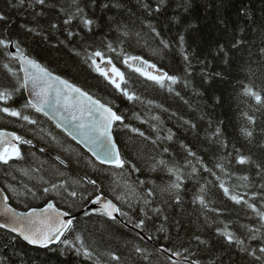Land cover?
Instances as JSON below:
<instances>
[{
  "label": "trees",
  "instance_id": "16d2710c",
  "mask_svg": "<svg viewBox=\"0 0 264 264\" xmlns=\"http://www.w3.org/2000/svg\"><path fill=\"white\" fill-rule=\"evenodd\" d=\"M15 2L0 0V12L9 17L7 24L0 22V38L18 40L25 55L122 115L124 120L113 124V136L126 163L124 168L98 163L43 113L23 107L28 101L24 88L11 99L0 100V108H15L36 121L32 124L0 111V129L32 141L20 144L22 159L0 162V186L8 202L18 210H27L53 200L59 208L76 215L75 231L66 233L67 238L78 247L80 242L74 237L79 233L92 253L88 258L83 249L78 254L74 247L61 243L34 247L0 228V264H169L157 246L179 250L184 255L188 254L183 249L189 248L195 254L189 258L199 259L201 264H253V257L229 246L216 229L228 225L229 230L239 234L242 225L260 224L251 209L236 204L230 196L240 194L250 199L264 183L255 164L240 165L234 159L239 150L255 162L264 161V103L245 93V88L251 87L264 99V0H168L162 12L152 19L160 36L151 32L147 22L141 27L137 21L135 26L130 25L132 34L128 37L115 30L112 20L126 22L128 10L136 11L137 0H77L95 24L89 31L78 19L74 20L70 30L79 34L71 38V43L66 42L63 20L67 17L59 11V5L74 12L73 0H59L56 8L46 10L47 14L39 18L38 25L33 10L27 5L13 8ZM180 4L187 8L179 7ZM51 23L58 27L51 29ZM22 25L37 30L29 33ZM179 35L184 36L183 45L178 43ZM161 39L169 46L165 48ZM108 43L114 51L108 50ZM97 50L104 53L105 60L111 58L124 74L123 81L117 77L120 89L92 65L89 57ZM5 51L0 47V90H11L19 85L3 64L15 69L19 65ZM127 56L142 60L125 64ZM143 60L156 65L155 69L144 65L146 71L178 76V83L165 81L161 87L136 72V67H143ZM18 75L22 82L21 73ZM125 91L136 98L129 100ZM245 113L254 117V124L248 122ZM217 127L221 130L219 136L213 135ZM242 128L253 130L251 140L242 134ZM170 134L172 139L168 140ZM165 147L169 148L168 153L163 152ZM187 149L195 152L203 165L189 156ZM161 158L169 166L174 162L181 166L179 190H164L175 176L159 167L152 170ZM217 162L225 165L224 171L214 166ZM190 165L197 167V173H191ZM204 165L215 175L205 171ZM244 176L249 179L244 180ZM89 180H95L96 185ZM221 181L230 189L227 196L219 187ZM53 184L57 188L53 189ZM202 187L206 207L194 200ZM44 188L49 191L45 193ZM72 191L77 193L75 197L70 195ZM96 194L114 201L127 214L120 213L128 224L136 226L144 219L145 225L139 229L154 244L95 210L82 213L91 204L88 197ZM255 202L260 208L261 202ZM156 208L159 213L154 211ZM197 235L207 243L198 244L194 239ZM246 243L260 246L259 240ZM137 248L142 252H137Z\"/></svg>",
  "mask_w": 264,
  "mask_h": 264
},
{
  "label": "snow or ice",
  "instance_id": "6c2138e0",
  "mask_svg": "<svg viewBox=\"0 0 264 264\" xmlns=\"http://www.w3.org/2000/svg\"><path fill=\"white\" fill-rule=\"evenodd\" d=\"M94 2V0H93ZM168 0H137L136 11L132 9L128 10V19L127 21L112 20V24L115 25V30L118 32L122 31V35L128 37L132 34V29L130 25L135 26L137 21L141 27L144 26L147 22V27L151 32L155 33L156 36H160L161 33L157 31V27L152 24V19L159 15L162 10L165 8ZM75 11H68L63 5H59V0H16L12 4L13 8H23L25 5L29 9L33 10V19L39 24V18L47 14L46 10L54 9L59 5V11L64 14L66 19L63 20V25L67 30L66 42L71 43V38L77 36L79 33L74 32L71 29L73 21L79 20V24L83 26L84 29L92 30L95 21L89 18L88 14L85 12V9L80 6V3L77 0H73ZM119 6V5H117ZM179 7L187 8L186 4H180ZM105 8L108 7L107 4L104 5ZM39 8L40 11H35ZM134 17V19H133ZM176 19V17H173ZM9 17L0 12V22L7 24ZM25 27L29 33L35 32L36 28H30L26 25ZM58 25L56 23H51L50 28L56 29ZM136 35H139L137 32ZM43 38L47 39V36ZM160 43L166 48L169 46V43L163 39L160 40ZM178 43L183 45L184 36L179 35ZM9 46L15 47V52L7 51ZM235 47V45H233ZM0 47L5 49V55L14 60L19 61V69L11 67L8 63L3 64V68L7 70V73L16 78L17 84L19 87L12 88L11 90L8 87H4L3 90H0V100H9L12 98L15 92H18L20 88H29L30 86V99L25 103L23 107H31L35 109L36 112H43L46 116L49 115V112L46 111V108H50L53 111L59 112L61 108L68 112L71 121L74 122L70 125L73 131L69 132L70 135L73 133H78L82 138L83 142L86 143L89 147V150L92 151L93 155L96 156V159L99 160L102 164H110L116 168H124L126 161L121 157L119 148L116 145V142L113 139V124L115 122H122L124 117L117 114L113 109L99 100L94 99L87 91L82 90L76 84L70 82L67 79L62 78L59 75H54L48 67L43 65L35 58H30L25 55L24 51L21 48V44L18 40H13L11 38H0ZM107 48L109 51H114L112 44L108 43ZM264 51V50H262ZM78 54V53H77ZM99 58L101 62L105 60L104 53L100 50H97L91 54L89 59H91L92 65L95 67V70L100 73L105 78L110 79L111 83L115 85L117 89L121 88V84L117 82L115 77H119L121 81L124 79V74L112 64L111 58L107 59V64L111 65L112 76L109 75V71L104 67H101L100 63H97ZM184 59L187 60L188 56L185 55ZM141 61L142 58L139 56H127L124 60L125 64H128V61ZM143 65H147L149 68L155 69V64H149L147 60L142 61ZM129 67H132L129 64ZM136 72L141 73V75L146 76L149 80L155 81L161 87L164 86L165 81L170 82L171 84H176L179 81V77L175 75H168L167 73H162L161 75H153L150 71H146L144 67H136ZM23 73V80L21 82L18 73ZM172 89L169 88V91ZM245 93L254 97L258 103H264V99L260 93L254 91L251 87L245 88ZM124 94L128 97L129 100L135 99L134 94L129 95L127 91ZM179 95V93H177ZM0 111L7 113L13 117H20L25 121H29L32 124H35L36 121L31 119L27 115H23L21 111L11 108L3 107L0 108ZM247 120L250 124L255 123L253 116L245 113ZM63 119L67 122L69 117L65 116ZM61 125L58 123L57 127ZM128 127V125H125ZM195 127V125H193ZM133 132H139V129L132 128ZM242 134L251 140L254 135L253 130L249 128H242ZM221 130L219 127L215 129L213 135L219 136ZM140 135H144L142 132ZM75 138V135H73ZM168 140L172 139L170 134L167 137ZM31 140H25L22 136L17 135L15 132H5L0 131V162L3 164H8L13 158L22 159V152L20 144H31ZM155 143V141H154ZM224 147H227L226 143L222 142ZM43 151V149H41ZM189 156H192L197 159L198 163L203 165V161L196 157V153L192 152L191 149H187ZM164 153L169 152V148H163ZM231 156V154H229ZM59 159V158H57ZM236 163L240 165L245 164H255L257 175L264 181V161L255 162L252 160L251 156H246L241 154L239 150H236V155L234 157ZM231 161H229L230 163ZM187 163V161H186ZM191 166V173H197L198 169L194 165ZM216 168H219L221 171L225 170V165L223 163L217 162L214 165ZM161 170H167L170 175L175 176L169 185L166 186L164 190H179L181 185V179L183 176L181 166L177 163H172L169 166V162L161 158L152 165V170L155 171L157 168ZM135 168V165H133ZM139 171L138 168L135 169ZM204 170L209 172L212 175L215 173L211 168H207L204 165ZM220 178L217 177V180ZM244 180H248V176L243 177ZM89 183L93 186L96 185L95 180H89ZM143 183V181H141ZM219 187L223 189L224 194L227 196L230 193V189L225 186L224 182L221 181ZM52 188H57V185L53 184ZM259 191L253 192L250 199H245L243 195L232 194L230 199L238 205H244L248 209H251L259 217V227H249L247 225H242V231L237 234V231L229 230L228 225L223 227H217L216 231L223 237L229 246H235L239 249L240 252L247 254L248 256L253 257V264H264V183H260ZM43 191L47 193L48 188H44ZM203 187L200 189V194L194 197V200H198L200 205L207 206L205 196L203 195ZM71 196L75 197L77 193L72 191ZM149 196L152 195V190H149ZM92 204H99L100 207L95 211L99 212L101 215L107 216L112 220H115L116 217L114 213H121L122 215H127L122 213L121 209L113 203L112 200L102 199V195L96 194L94 198L91 196L88 197ZM120 199V197H117ZM175 199L177 202L180 200V194L178 191L175 192ZM261 202V207H257L256 200ZM7 201V197H5ZM145 204H148L149 201L145 199ZM143 211V209H141ZM155 212L159 213L160 209H154ZM88 213H85L87 215ZM0 215L6 217L3 223H0V228H7L12 233H17L20 237L23 238L30 245H39L42 248H48L50 244L54 241L61 243L63 245L74 247L76 252L79 254L81 249H83V255L85 257L91 258L92 253L83 243L82 236L77 233L74 237L75 241H79V246L77 247L72 239L67 238L66 233H72L75 231V226L73 223V218L65 219V217H71L70 212L61 211L56 205L52 202H48L46 206L42 209H31L27 213H17L15 209L11 208L7 203H5ZM147 215V213H145ZM167 219V217H165ZM145 225V220L140 219L136 224L137 228H141ZM260 234L259 237L257 234ZM61 237H65L61 239ZM194 239L198 244L207 243L204 240H201L200 236H195ZM259 240L260 246L258 248L251 247L250 244L246 241H257ZM137 252H142L140 248L136 249ZM167 252H170L171 255L167 257L169 264H201L199 259H190L189 257L195 255L190 251L189 248H184L182 254L179 250L166 249ZM259 253V255H257ZM173 257H178L179 259L173 260ZM114 259H119V257H113ZM144 259L147 260L148 256L145 255Z\"/></svg>",
  "mask_w": 264,
  "mask_h": 264
},
{
  "label": "water",
  "instance_id": "95a60500",
  "mask_svg": "<svg viewBox=\"0 0 264 264\" xmlns=\"http://www.w3.org/2000/svg\"><path fill=\"white\" fill-rule=\"evenodd\" d=\"M9 51L10 52H15V47L14 46H9ZM30 57V56H29ZM30 58H32V57H30ZM17 61V63H18V65H19V61L18 60H16ZM138 65H139V63H138ZM19 67H20V65H19ZM143 67H144V65H143ZM149 68V67H148ZM52 72V71H51ZM54 75H58V74H55L54 72H52ZM110 76H111V74H109ZM21 76H22V80H23V73L21 72ZM60 76V75H59ZM62 77V76H61ZM63 78V77H62ZM65 79V78H64ZM83 90V89H82ZM24 92H25V94H26V97H27V100H29L30 99V86H29V88H27V89H25L24 88ZM93 97V96H92ZM94 98V97H93ZM94 99H96V98H94ZM98 100V99H97ZM100 101V100H99ZM101 102V101H100ZM101 103H103V102H101ZM104 104V103H103ZM106 105V104H105ZM108 106V105H107ZM46 111H48L49 112V115H45L43 112H41V113H43L50 121H52L56 126H57V124L59 123L61 126L60 127H58L59 129H61L64 133H66L74 142H76L82 149H84L86 152H88L91 156H92V158H94L98 163H100V164H102L99 160H97L96 159V156H94L93 155V153H92V151H90L89 150V147H88V145L86 144V143H84L83 142V138L78 134V133H73V135H75V138H73V135H70L69 134V132H72L73 131V129H72V127H70V125L71 124H73L74 122H72L71 121V118H70V116H69V114H68V112L67 111H65L63 108H61L60 109V111L59 112H56V111H53L52 109H50V108H46L45 109ZM114 111V110H113ZM65 116H68L69 117V119H68V121L66 122L64 119H63V117H65ZM0 131H5V132H13V131H9V130H6V129H0ZM112 131H113V128H112ZM113 139H114V141H115V138H114V136H113ZM116 142V141H115ZM116 145H117V143H116ZM117 147H118V145H117ZM102 165H106V166H113V165H110V164H102ZM5 197H7V195H6V193H5V191L3 190V188L0 186V211H2V209H3V207H4V205H5V203H7L11 208H13V209H15L16 210V212L19 214V213H27V212H30L31 211V209H33V208H35V209H42V208H44L45 206H46V204L48 203V202H52V203H54V201L53 200H49V201H47L43 206H40V207H32V208H29V209H27V210H18V209H16V208H14L8 201H5ZM102 199H105V200H111L110 198H107V197H102ZM113 203H115L114 201H113ZM55 204V203H54ZM116 204V203H115ZM56 205V204H55ZM117 205V204H116ZM56 207L57 208H59L57 205H56ZM100 207V205L99 204H89V205H87V206H85L82 210H81V212L83 213V212H86V211H88V210H90V209H93V210H96L97 208H99ZM61 211H65V210H63V209H61V208H59ZM66 212V211H65ZM114 215H115V217H116V219L115 220H117V221H119L121 224H123L126 228H128V229H130V230H133L134 232H136L137 234H139L140 236H141V238L143 239V240H145V241H147V242H149V243H151V244H154L153 242H152V240L148 237V236H146L139 228H137L136 226H133V225H130V224H128L127 222H125L122 218H121V215H120V213H114ZM75 214H71V217H65V219H68V218H75ZM107 217V216H106ZM107 218H109V217H107ZM5 219H6V217L5 216H3V215H0V223H3L4 221H5ZM109 219H111V218H109ZM2 229H4V230H6V231H9V232H11L9 229H7V228H2ZM12 233V232H11ZM13 234H15V235H17L18 237H20L17 233H13ZM22 240H23V238L22 237H20ZM63 237H61V239H62ZM24 242H26L25 240H23ZM27 243V242H26ZM58 242H53L52 244H50L49 246H51V245H55V244H57ZM28 244V243H27ZM30 245V244H29ZM31 246H34V247H39V248H42V247H40L39 245H31ZM48 246V247H49ZM157 250L158 251H160L161 253H163L164 255H166L167 257L168 256H170L171 255V253L170 252H167L166 251V249L164 248V247H162V246H157ZM176 259H179L178 257H173V260H176Z\"/></svg>",
  "mask_w": 264,
  "mask_h": 264
},
{
  "label": "rangeland",
  "instance_id": "374dc122",
  "mask_svg": "<svg viewBox=\"0 0 264 264\" xmlns=\"http://www.w3.org/2000/svg\"><path fill=\"white\" fill-rule=\"evenodd\" d=\"M97 63H100L101 67H104L106 70L109 71V73H111V65L107 64V60H104L103 62H101L100 59L98 58Z\"/></svg>",
  "mask_w": 264,
  "mask_h": 264
}]
</instances>
